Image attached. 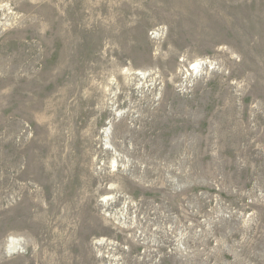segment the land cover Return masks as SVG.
Returning <instances> with one entry per match:
<instances>
[{
	"label": "rangeland",
	"instance_id": "rangeland-1",
	"mask_svg": "<svg viewBox=\"0 0 264 264\" xmlns=\"http://www.w3.org/2000/svg\"><path fill=\"white\" fill-rule=\"evenodd\" d=\"M69 263L264 264V0H0V264Z\"/></svg>",
	"mask_w": 264,
	"mask_h": 264
},
{
	"label": "bare ground",
	"instance_id": "bare-ground-1",
	"mask_svg": "<svg viewBox=\"0 0 264 264\" xmlns=\"http://www.w3.org/2000/svg\"><path fill=\"white\" fill-rule=\"evenodd\" d=\"M192 69H198V64H195L194 66H193V68ZM33 72V71H32ZM123 78L125 79V81H123ZM123 78H119V80H118V88L120 89V93H116V95H115V99H114V101L113 102H119V98L122 96V94H121V92H126V91H128V90H130V89H132L133 88V86L135 85V83H136V81H137V77L136 76H133L131 79H130V81H127V76L126 77H123ZM147 79H148V76H146L145 78H144V81H146L147 82ZM142 87H144V86H142ZM109 92V91H108ZM107 92V93H108ZM129 93V92H128ZM130 94H131V92H130ZM132 96V98H134L135 96L134 95H131ZM76 102V101H75ZM228 106V105H227ZM226 108V107H225ZM240 111V110H239ZM38 114V113H37ZM130 114V113H129ZM128 114V115H129ZM40 115V114H39ZM239 115V114H238ZM246 115H247V113H246ZM234 116V115H233ZM235 116H237V115H235ZM177 117V116H176ZM238 117V116H237ZM242 117H243V115H242ZM246 117V116H245ZM244 117V118H245ZM230 119V118H229ZM182 121H183V123L185 124V122L186 123H188V126H189V123L191 124V122H189L186 118H182L181 119ZM233 119H231V121H232ZM48 121V120H47ZM191 121V120H190ZM237 121H239V120H237ZM243 121V120H242ZM236 122V121H235ZM250 122V121H249ZM47 123V122H46ZM227 123H228V120H227ZM237 123V122H236ZM241 126V125H240ZM206 127V126H205ZM207 128V127H206ZM250 128V127H249ZM217 132H220V131H223V130H226V126H224V124H221V125H219V126H217ZM234 129V128H233ZM178 130H179V128H178ZM238 131V130H237ZM247 131V130H246ZM251 131V130H250ZM255 131V130H254ZM23 133V132H22ZM205 133V132H204ZM208 133V132H207ZM244 134V133H243ZM254 134V133H253ZM255 135V134H254ZM248 137V136H247ZM20 138V137H19ZM244 139V138H243ZM249 143V142H248ZM251 144V143H250ZM244 145V144H243ZM14 148H15V146H14ZM71 149V148H70ZM69 149V150H70ZM65 154V153H64ZM68 154V153H67ZM81 161V160H80ZM79 161V162H80ZM84 168V167H83ZM12 170V169H11ZM21 171V170H20ZM18 172V171H17ZM87 172H88V170H87ZM80 173V172H79ZM84 173V172H83ZM11 177H12V175L10 174V173H8L7 172V181H9L10 179H11ZM13 179V178H12ZM12 179H11V181H12ZM72 179V178H71ZM73 180V179H72ZM66 181V180H65ZM91 181V180H90ZM18 182V181H17ZM9 184H11V182H8ZM14 183V182H13ZM19 183V182H18ZM27 184V183H26ZM60 184H61V181H58L57 182V185L58 186H60ZM63 184H64V181H63ZM87 185V184H86ZM9 186V185H8ZM24 186V185H23ZM26 186V185H25ZM88 186H89V183H88ZM53 187V186H52ZM86 188V187H85ZM11 189V188H10ZM14 189V188H13ZM88 189V188H87ZM86 189V190H87ZM95 189V188H94ZM15 190V189H14ZM13 190V191H14ZM20 190V189H19ZM80 190H81V188H80ZM80 190H79V192H80ZM29 191V190H28ZM60 191V190H59ZM84 191H85V189H84ZM83 191V192H84ZM22 192H24V191H22ZM26 192H27V190H26ZM37 192V191H36ZM82 192V191H81ZM14 193V192H13ZM16 193H17V190H16ZM29 193V192H28ZM45 193V192H44ZM87 193V192H86ZM18 194H19V192H18ZM11 195V194H10ZM15 195V194H14ZM20 195V194H19ZM22 195V194H21ZM86 195V194H85ZM88 195V194H87ZM86 195V196H87ZM56 196V195H55ZM58 197V196H57ZM82 197V196H81ZM84 197V196H83ZM56 200V199H55ZM105 200V199H104ZM84 202V201H83ZM67 203V202H66ZM69 203V202H68ZM85 203V202H84ZM37 204H39V203H37ZM56 204V203H55ZM60 205V204H59ZM61 207V206H60ZM69 208H70V206H69ZM62 210V209H61ZM61 210H60V212H61ZM55 211V210H54ZM68 212V211H67ZM55 213V212H54ZM64 214H66V213H64ZM72 216V215H71ZM74 216V215H73ZM64 218V217H63ZM66 218H67V216H66ZM71 218V217H70ZM73 218V217H72ZM76 218V217H75ZM78 220V219H77ZM57 221V220H56ZM79 221V220H78ZM74 222V221H73ZM64 223H66V222H64ZM70 223V222H69ZM79 224V223H78ZM60 225V224H59ZM70 225V224H69ZM78 226V225H77ZM57 227V226H56ZM67 227V226H66ZM71 227V226H70ZM71 231V230H70ZM69 232V231H68ZM76 234V233H75ZM71 245V244H70ZM17 248V247H16ZM14 249H15V246H14V241L7 247V252L8 253H10V252H14ZM66 250V249H65ZM64 253V252H63ZM68 255V254H67ZM58 258V257H57ZM74 263V262H73ZM70 264V263H69Z\"/></svg>",
	"mask_w": 264,
	"mask_h": 264
}]
</instances>
